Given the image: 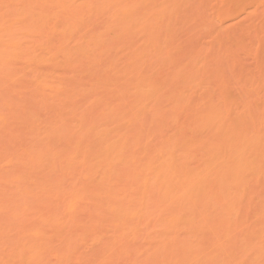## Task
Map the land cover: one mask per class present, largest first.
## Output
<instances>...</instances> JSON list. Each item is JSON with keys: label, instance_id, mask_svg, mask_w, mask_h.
I'll use <instances>...</instances> for the list:
<instances>
[{"label": "bare ground", "instance_id": "1", "mask_svg": "<svg viewBox=\"0 0 264 264\" xmlns=\"http://www.w3.org/2000/svg\"><path fill=\"white\" fill-rule=\"evenodd\" d=\"M0 264H264V0H0Z\"/></svg>", "mask_w": 264, "mask_h": 264}]
</instances>
